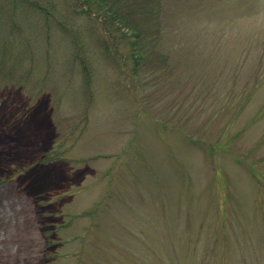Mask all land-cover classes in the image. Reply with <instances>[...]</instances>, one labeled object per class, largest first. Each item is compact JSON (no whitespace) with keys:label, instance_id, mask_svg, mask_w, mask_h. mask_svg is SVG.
<instances>
[{"label":"rangeland","instance_id":"374dc122","mask_svg":"<svg viewBox=\"0 0 264 264\" xmlns=\"http://www.w3.org/2000/svg\"><path fill=\"white\" fill-rule=\"evenodd\" d=\"M120 7L0 0V264H264V0Z\"/></svg>","mask_w":264,"mask_h":264},{"label":"trees","instance_id":"16d2710c","mask_svg":"<svg viewBox=\"0 0 264 264\" xmlns=\"http://www.w3.org/2000/svg\"><path fill=\"white\" fill-rule=\"evenodd\" d=\"M81 4V6H85L84 13L86 14H91V13H97L98 16L101 18L105 19L104 22L108 24L107 20H117L120 19L122 20L125 24V26H129L130 28L128 30L134 31L135 32V38L136 40L134 41V45L137 44V40L141 37V31L135 30L133 28L134 23L131 21V18L128 16H125L118 11V8H121V0H76ZM130 18V19H129ZM137 53V52H136ZM135 62L137 65L140 64L139 60L142 59V54L136 55ZM137 70V69H136Z\"/></svg>","mask_w":264,"mask_h":264}]
</instances>
